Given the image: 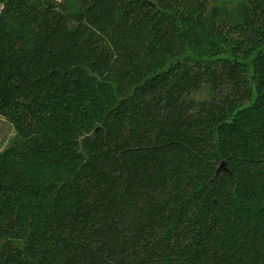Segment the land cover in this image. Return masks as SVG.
<instances>
[{
  "label": "trees",
  "instance_id": "1",
  "mask_svg": "<svg viewBox=\"0 0 264 264\" xmlns=\"http://www.w3.org/2000/svg\"><path fill=\"white\" fill-rule=\"evenodd\" d=\"M178 1L0 0V264H264V0L250 60Z\"/></svg>",
  "mask_w": 264,
  "mask_h": 264
},
{
  "label": "rangeland",
  "instance_id": "2",
  "mask_svg": "<svg viewBox=\"0 0 264 264\" xmlns=\"http://www.w3.org/2000/svg\"><path fill=\"white\" fill-rule=\"evenodd\" d=\"M64 3L69 11L72 13L81 12V5L78 0H56ZM206 3L205 13L206 16L208 12L212 11L213 8H221L224 10L225 14L216 23L205 22L204 19H196L193 22L184 23L189 30L194 27L195 31H199V27L202 24L206 33L199 34V37L203 40L202 47L198 48V53L200 54H224L229 53L231 56L240 58L243 60H250L256 51L259 49L260 43H255L259 38L257 36L253 37L254 41H249V27L248 22L244 20L243 8L250 5V0H200ZM159 8L163 11H175V7L178 8V0H165L157 2ZM4 9V4L0 3V14H2ZM203 15V17H204ZM245 24L247 26H245ZM239 25V26H237ZM73 26H76L73 23ZM255 30V27L253 28ZM203 33V31H202ZM248 34V35H247ZM165 56L160 55L157 57L158 60H164ZM167 61L162 65L165 66ZM161 68V67H160ZM229 89L224 87L220 92L214 91L209 86H203L197 93L194 94L197 100H209L210 98L217 95L228 93ZM20 140L17 135V131L12 123L6 119L0 117V154L8 150L14 144L19 143ZM40 205V203H38ZM38 205V206H39Z\"/></svg>",
  "mask_w": 264,
  "mask_h": 264
},
{
  "label": "water",
  "instance_id": "3",
  "mask_svg": "<svg viewBox=\"0 0 264 264\" xmlns=\"http://www.w3.org/2000/svg\"><path fill=\"white\" fill-rule=\"evenodd\" d=\"M223 167V166H222Z\"/></svg>",
  "mask_w": 264,
  "mask_h": 264
}]
</instances>
